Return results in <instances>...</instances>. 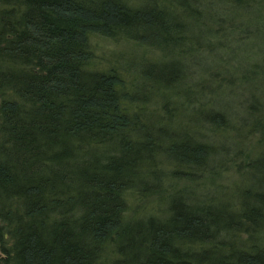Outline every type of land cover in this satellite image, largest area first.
<instances>
[{
	"label": "trees",
	"instance_id": "16d2710c",
	"mask_svg": "<svg viewBox=\"0 0 264 264\" xmlns=\"http://www.w3.org/2000/svg\"><path fill=\"white\" fill-rule=\"evenodd\" d=\"M136 2L0 0V263L264 264V150L236 212L175 194L165 215L126 216L127 193L162 195L160 153L182 169L212 160L211 144L141 125L152 89L182 78L175 54L145 65L141 87L95 54V38L182 43L165 0ZM259 103L247 112L264 146Z\"/></svg>",
	"mask_w": 264,
	"mask_h": 264
},
{
	"label": "rangeland",
	"instance_id": "374dc122",
	"mask_svg": "<svg viewBox=\"0 0 264 264\" xmlns=\"http://www.w3.org/2000/svg\"><path fill=\"white\" fill-rule=\"evenodd\" d=\"M129 1L138 5L136 0ZM165 1L173 17L179 19L176 23L181 31L176 35H181L182 43L167 51L156 42L95 38V54L103 65L107 60L114 62L121 75L131 80L129 84L140 87L145 65L171 60L167 52L175 54L177 68L183 69L182 78L172 86L152 89L148 97L152 105L149 103L141 125L149 123L155 130L160 127L167 137L177 133L189 144L191 140L211 144L212 160H207L205 167L182 169L173 166L172 155L160 153L158 157L163 161H156V157L154 167L166 173L159 183L161 187L152 189H161L162 195L149 191L141 196L143 193L136 189L127 193L126 216L165 215L166 201L175 194H185L186 201L218 203L236 212L246 198L243 192L250 187L251 160L264 150L261 129H250L257 117L247 112L248 103L260 102L264 107V0H186L195 8L189 9L191 15L185 17L188 5ZM165 95L170 96L168 102L162 98ZM197 109L204 113L214 109L225 113V117L208 123ZM177 127L182 134L176 132ZM176 173L180 177H174ZM260 229L264 247V225Z\"/></svg>",
	"mask_w": 264,
	"mask_h": 264
}]
</instances>
